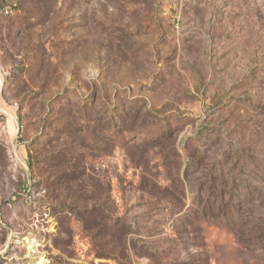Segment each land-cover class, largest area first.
<instances>
[{
	"label": "rangeland",
	"instance_id": "obj_1",
	"mask_svg": "<svg viewBox=\"0 0 264 264\" xmlns=\"http://www.w3.org/2000/svg\"><path fill=\"white\" fill-rule=\"evenodd\" d=\"M263 131L264 0H0V264H264Z\"/></svg>",
	"mask_w": 264,
	"mask_h": 264
},
{
	"label": "trees",
	"instance_id": "obj_2",
	"mask_svg": "<svg viewBox=\"0 0 264 264\" xmlns=\"http://www.w3.org/2000/svg\"><path fill=\"white\" fill-rule=\"evenodd\" d=\"M264 134V131L262 132ZM122 138V133L117 134V137ZM264 160V158H263ZM264 172V170H263ZM246 188L244 190L245 194H242L241 197L244 196V198H248L247 196L250 197V192L251 190L249 189V186L246 185ZM261 197H264V194H261ZM225 217L223 219V223H221V221H219L218 218L216 221L219 222H214V221H210L207 220L206 218H203L202 223L206 225V229L208 232V238H210L212 240V242L214 243L215 246L218 245H228L230 239L232 240V237H234V235L236 236L237 232H236V227L235 224L236 221L235 220H239L240 218V211H235V210H229L227 212H225Z\"/></svg>",
	"mask_w": 264,
	"mask_h": 264
},
{
	"label": "bare ground",
	"instance_id": "obj_3",
	"mask_svg": "<svg viewBox=\"0 0 264 264\" xmlns=\"http://www.w3.org/2000/svg\"><path fill=\"white\" fill-rule=\"evenodd\" d=\"M36 264H40V263H36Z\"/></svg>",
	"mask_w": 264,
	"mask_h": 264
}]
</instances>
